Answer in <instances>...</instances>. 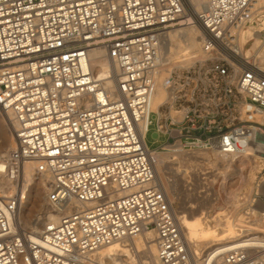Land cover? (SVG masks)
<instances>
[{"label":"built area","instance_id":"obj_1","mask_svg":"<svg viewBox=\"0 0 264 264\" xmlns=\"http://www.w3.org/2000/svg\"><path fill=\"white\" fill-rule=\"evenodd\" d=\"M186 25L200 48L160 80L163 38ZM0 111L14 137L0 173L16 187L0 194V264H89L149 232L158 264H264L243 244L193 252L155 171L159 151L264 144V0H0ZM27 165L58 215L36 231L18 221Z\"/></svg>","mask_w":264,"mask_h":264},{"label":"bare ground","instance_id":"obj_2","mask_svg":"<svg viewBox=\"0 0 264 264\" xmlns=\"http://www.w3.org/2000/svg\"><path fill=\"white\" fill-rule=\"evenodd\" d=\"M203 1L204 0H193L197 8ZM200 34H201L200 30L196 25L179 26L167 32V34L163 38L162 46L160 50L162 58H163V62H164V69L161 73L160 80L164 78L167 70L170 67L186 65L191 62V57L194 54H196L200 48V44H201ZM100 64L103 65L104 68L107 67L105 63H100ZM163 96H164L163 86H158L155 99L153 100V107L157 105L158 101H160L163 98ZM0 112L4 115L2 111ZM8 124L10 127V123ZM11 134H12L11 144L8 142V140H5L3 144L0 146V170L3 165V160L6 157L8 151L14 146V137H13L12 129H11ZM262 151H264V144L259 143L257 144V146H247L243 148L238 154H228L227 155V154H220L215 151H209V152H211L212 154H215L216 156H220L219 157L220 160L226 163V165L224 164V166H226V169L234 166V168L237 171L236 173H238L239 169H242L249 164H253L254 161H256L258 157L264 158L262 157ZM182 153H187V152H179V151L161 152L159 151L155 154V157H156V166H155L156 170L155 171H156L157 178L162 184V187L166 195L168 196L169 200L172 203H173V199L170 196L171 195L170 186L167 187L165 182L160 179L159 172L157 169H158L159 163H162L164 159H175V157H177L178 155ZM194 153H208V151H200V152H194ZM187 154H193V153H187ZM193 157L197 159L199 156L194 155ZM220 160H217V161H220ZM217 163L215 165H217ZM200 165L202 166V164ZM254 167H256V164H254ZM262 167H264V165H261L260 170L262 169ZM24 173H25V177H24L22 189L26 195H25L24 200L22 201L21 207L18 212V221L19 223H23L24 227H26L25 225H29L30 227L29 229L36 231L40 229V226L42 227L46 219H52L55 221L57 220L58 215L52 212V209L47 205V202H46V191H47L46 178L44 176L35 174L33 172L32 165H27L25 167ZM221 174H222V179H223V181L221 182V187L226 192V196H225L226 200H233V201H237L238 203V200H237L238 198L234 196L235 191L234 189L231 188L232 183L229 184V181H228L232 176L229 175L227 172H224ZM243 182H244V177L239 173L238 181H237V185H238L237 188L239 186H243ZM15 189H16L15 185H12V183L8 180V178L4 177L0 173V194L5 195L6 193H12L15 191ZM25 205L26 206L29 205V208L26 214L22 215V212L25 213L24 212L25 210L24 211H21V210L23 209V206ZM40 209H44L45 211L39 215V218L38 216H36L37 219L32 220L31 218L32 215L34 216L38 215V212H39L38 210ZM252 211L253 210H250L249 213H252ZM188 214H185L183 211L176 212V215L179 219V223L183 229L185 238L190 243L191 250L195 253L200 252L201 251L200 249L202 248H207L213 245H218L219 247H226L228 249H231L238 245L243 244L245 246H248L249 248L264 250V235L260 236V233L264 234V229H260L257 231L255 230L251 232V230L253 229H250V227L249 228H242V227L239 228L238 227L239 229L235 230L234 225L230 223L231 221H229L228 219H225L217 223L218 229H220V231H216V229H213L209 223L204 221V218L202 215H195V216L191 215L190 216ZM261 214H262V219H260L261 224L264 225V212H261ZM42 221H43V224H42ZM245 222L246 223L250 222V220H247ZM244 225H247V224L243 223V221H241L239 224V226H244ZM217 226H214V227H217ZM246 231H250V233H245ZM240 234H244L243 236H247V237L249 236V234H254V235L253 237H250V238L239 239L240 241L238 242H233V243L231 242L230 244H225V241H224V245L220 244L222 243L223 240H230V239L236 238V236ZM243 236L241 235V237ZM132 245H134L136 250L141 253L140 255L144 259L143 261L144 264H158L157 246L155 243L154 235L151 232L140 233L133 238H125L117 242H112L111 244L107 246H103L97 249L96 251L89 254L88 256L89 264H123L124 262L123 256H126L128 252L133 250ZM127 263L125 262V264Z\"/></svg>","mask_w":264,"mask_h":264},{"label":"rangeland","instance_id":"obj_3","mask_svg":"<svg viewBox=\"0 0 264 264\" xmlns=\"http://www.w3.org/2000/svg\"><path fill=\"white\" fill-rule=\"evenodd\" d=\"M0 114L1 146L5 140H8L11 144L12 134L7 118L1 112ZM147 134L146 142L150 148H158L166 141V137L164 135H155L153 126H150ZM192 155H198L199 157L196 159ZM219 157L220 156H216L209 151L208 153H182L175 157V159H164L162 163H159L157 169L159 177L165 182L167 187L170 186V196L173 199L175 211H183L185 214L189 213L188 215L190 216L202 215L204 221L209 223L213 229H216V231H220L217 223L225 219L231 221L230 223L234 225L235 230H238L241 227H250V229H253L251 232L264 229V225L261 224L260 220L262 219V214L259 210L260 203L258 197L260 193H264V186L258 187V184L264 180V169L260 170L261 165H264V158L258 157L253 164H249L246 167L239 169L238 173H236L237 171L234 166L226 169V166H224L226 163L221 161ZM262 157H264V154H262ZM199 163L202 164V166ZM216 163L217 165H215ZM254 164H256V167H254ZM224 172H227L232 176L228 181L229 184L232 183L231 188L235 191L234 196L238 198V203L237 201L226 200V192L221 187V182L223 181L221 173ZM239 173L244 177V182L243 186H239L237 188ZM28 208L29 205L23 206L21 211L25 210V213L22 212V215L26 214ZM250 210H253L252 213H249ZM38 211V215H32V220L37 219L36 216L39 218V215L45 210L40 209ZM247 220H250V222L246 223L245 221ZM241 221L247 225L239 226ZM21 224L22 226L24 225L23 223ZM25 226L26 227L24 228L26 229L30 228L29 225ZM245 233H250V231H246ZM241 235L243 236L244 234H240L236 236V238L230 240H223L220 244L224 245V241L225 244L238 242L240 241L239 239L250 238L253 237L254 234H249L248 237H241ZM262 235L264 234L260 233V236ZM132 246L133 250L128 252L126 256H123V264H125V262H128L127 264H144V259L140 255L141 253L136 250L134 245ZM203 249L205 248L200 250Z\"/></svg>","mask_w":264,"mask_h":264}]
</instances>
